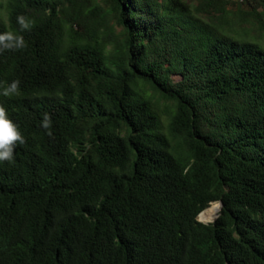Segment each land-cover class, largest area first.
I'll return each instance as SVG.
<instances>
[{"label":"trees","instance_id":"trees-1","mask_svg":"<svg viewBox=\"0 0 264 264\" xmlns=\"http://www.w3.org/2000/svg\"><path fill=\"white\" fill-rule=\"evenodd\" d=\"M19 15L0 264H264V0H0V33Z\"/></svg>","mask_w":264,"mask_h":264},{"label":"clouds","instance_id":"clouds-1","mask_svg":"<svg viewBox=\"0 0 264 264\" xmlns=\"http://www.w3.org/2000/svg\"><path fill=\"white\" fill-rule=\"evenodd\" d=\"M16 21L19 25V32L5 31L0 33V54L5 52H18L28 47L24 36L20 33L32 31L35 26L34 21L25 15L17 16ZM20 94L19 80H13L10 83L7 81L0 83V96L11 99L13 97L19 96ZM40 126L45 130L51 129L52 119L49 113H43ZM48 135L51 136L52 133L49 131ZM25 144L26 139L21 133L19 126L9 118L6 108L0 104V164L5 162L8 164L14 163L16 148ZM212 204H216L218 208L222 207L219 202H215L211 203L207 208H209ZM219 212L220 210L217 212L218 216ZM214 218L209 222H203L199 219L198 215L197 220L207 224L213 223Z\"/></svg>","mask_w":264,"mask_h":264},{"label":"water","instance_id":"water-1","mask_svg":"<svg viewBox=\"0 0 264 264\" xmlns=\"http://www.w3.org/2000/svg\"><path fill=\"white\" fill-rule=\"evenodd\" d=\"M221 205H222V202L221 201H218ZM217 204V203H216ZM222 208V207H221ZM221 208H219V210H221ZM218 214L216 215V217L214 218L213 222L215 221V219L217 218Z\"/></svg>","mask_w":264,"mask_h":264}]
</instances>
